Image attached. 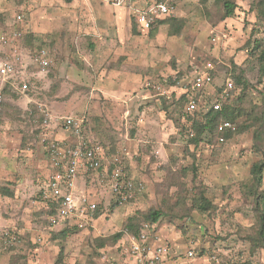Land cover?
I'll return each mask as SVG.
<instances>
[{"label":"rangeland","instance_id":"obj_1","mask_svg":"<svg viewBox=\"0 0 264 264\" xmlns=\"http://www.w3.org/2000/svg\"><path fill=\"white\" fill-rule=\"evenodd\" d=\"M144 1L154 0L136 3ZM164 1L175 10L167 22L144 34L129 7H120L118 21L108 23L115 29L101 40L92 27L98 8L115 14L108 10L111 0H0V60L46 47L56 62L47 73L16 66L31 77L28 94L3 85L0 230L16 241L5 246L0 237V264H130L128 218L140 225L151 209L161 212L156 230L172 247L164 264H264V174L260 185L251 174L264 156V144L262 151L253 147L257 126L224 143L216 137L191 143L182 130L183 99L152 88L148 98L139 96L147 81L163 77L181 89L212 62L217 83L224 71L242 74L245 86H237L241 98L233 101L244 110L237 124H252L247 113H264V62L260 51H251L255 40L264 47V0H231L237 8L229 18L223 0ZM16 27L23 31L14 41L17 50L3 43ZM42 108L83 118L84 137L122 160L145 191L117 205L106 182L84 173L81 190L98 197L99 218L62 236V225H49L40 193L48 169L44 147L45 139L71 144L74 137L61 126H46ZM204 197L212 203L208 209L201 206Z\"/></svg>","mask_w":264,"mask_h":264},{"label":"built area","instance_id":"obj_2","mask_svg":"<svg viewBox=\"0 0 264 264\" xmlns=\"http://www.w3.org/2000/svg\"><path fill=\"white\" fill-rule=\"evenodd\" d=\"M113 1L119 4L122 0ZM174 13V7L170 3L157 1L137 10L136 21L143 30L149 31L159 20L173 16ZM22 21L23 15L17 14L15 22ZM22 32L16 27L7 37H4V44L10 48L16 47L14 41L19 40ZM31 59L41 73L49 72L56 63L46 47L34 50ZM20 60V56L16 60H12L8 56L0 60V104L3 101L5 82H10L15 89L22 93L31 90L30 80L17 71L16 66ZM214 66V63L208 62L205 69L196 71L191 80L183 87L184 93H187L185 112L193 114L206 105L205 101L202 103V95L209 88L215 89L213 85L215 79L210 72ZM225 80L227 87L223 91L217 92L215 89L209 93L215 97L212 103L214 109H220L224 103H230L236 97V94L231 95L230 93V90L234 88L232 78L227 76ZM149 86L160 95H171V85L167 77L158 82L153 81L149 83ZM199 92L202 94L198 95ZM41 111L46 126L51 124L61 126L64 131L70 132L76 137L74 143L71 144L62 139H45V149L52 171L45 185L40 189V193L45 208L50 202H54L57 206L58 212L48 216L51 227L62 223L79 228L92 225L99 201L93 198L90 192L77 191V183L84 173H96L99 179L108 184L113 200L119 204H125L145 191V184L142 181H137L128 173L122 160L118 157L110 158L102 146L92 143L84 137L83 118L55 116L45 108H42ZM183 123L189 136H194L191 122L184 120ZM228 130L234 132L236 125L228 120L218 125L219 132ZM226 141L224 136L219 137L220 143ZM153 228L154 225L151 222H146L145 230L139 234L127 232L129 243L127 253L130 264H164L166 257L172 252L170 243L162 241L157 230L150 234L149 230ZM0 237L5 246H11L16 241V237L8 230H0ZM188 255L193 256V251H189Z\"/></svg>","mask_w":264,"mask_h":264},{"label":"trees","instance_id":"obj_3","mask_svg":"<svg viewBox=\"0 0 264 264\" xmlns=\"http://www.w3.org/2000/svg\"><path fill=\"white\" fill-rule=\"evenodd\" d=\"M261 2L262 1H258V5H260ZM223 5H224V18L232 17L235 14L237 4L231 0H223ZM168 20L169 19L164 18L161 21L159 20L158 23L167 22ZM154 27L155 26H153L149 30V32L152 31ZM251 51L253 53H255L256 51H260L259 58L260 60L264 62V47H263L262 41L255 40L254 46ZM263 69H264V63H263ZM196 71H199V70H196ZM196 71L194 72V74L196 73ZM210 72L215 79L213 85L217 92H221L223 91L225 87H227V82L225 80L227 76L231 77L234 82V88L230 90L231 95H234V94L237 95V90H238L237 88L240 87L239 85L245 86V82L242 80L241 73L239 75L233 76L230 73L228 74L227 73L228 71H224L223 72L225 76L224 81L222 83H217L216 78H217V72L219 71L216 65L214 66L213 69L210 70ZM215 89H212V88H210V90L207 89V92H205L202 95V100L206 102V105L201 110L195 111L193 114H191L189 112H185V109H184V117L182 120L191 122L192 128L194 130V136L191 137L185 131V126L182 125V130L186 132V136H188L189 141L191 143H196V144L203 140L211 142L213 137L214 138L216 137V140L219 141L220 136H224L225 139H229L233 135H235L237 132H243L244 130L252 126H257V129H255L254 131V142L255 143L253 147L256 151H262V147L264 144V113L261 112L260 115H258V113L256 112V109L253 108L251 113H247L248 117L251 118L252 120V124L240 126L237 124V119H239L242 115H244V110L240 108L239 106H237L236 103H233V101L238 102V100H240L241 97L240 96L235 97V99L232 100L230 103H224L220 109H214L212 103L215 97L212 94L210 95L209 93L213 92V90ZM174 94L176 96V92ZM200 94H202V92L201 93L199 92L198 95ZM178 99H183L185 103L187 100V93H184V92L181 93ZM184 107H185V104H184ZM227 120L231 121L232 123L236 125V130L234 132H231L230 130L222 132V133L219 132L218 125L221 122L227 121ZM251 174L253 178L255 179L256 184L260 185L262 183L263 174H264V156L261 160L253 163L251 167ZM203 200L205 201V204L201 206H203L204 209H208L212 205L211 201L207 200L205 197L203 198ZM114 203L119 205V203L115 201ZM100 208L101 206L99 205L95 212V218L99 217ZM45 210L48 216L50 214H56L58 212L57 206L54 202H50L49 205L45 208ZM160 216H161V212L159 210L151 209L146 215V220L142 222L140 225L138 224L135 217H129L128 222L126 224V229L131 234H139L141 231L145 230V223L151 222L154 225V228L150 229L149 232L150 234H153L154 231H156V223L160 219ZM261 222H262V228H263L264 217L261 218ZM61 225L65 228L61 231V234L62 236H66L69 231V228H72V227L67 223H62ZM87 227H91V226L88 225ZM121 234L122 233L118 234V236H120Z\"/></svg>","mask_w":264,"mask_h":264},{"label":"crops","instance_id":"obj_4","mask_svg":"<svg viewBox=\"0 0 264 264\" xmlns=\"http://www.w3.org/2000/svg\"><path fill=\"white\" fill-rule=\"evenodd\" d=\"M112 1V4H109V8H108V10H109V13H112V12H114V11H116V12H114L115 14L114 15H110V14H108L107 15V12L106 11H104L102 8H98L97 9V13H98V17H97V19H96V22L94 23V26L92 27V28H94V31H93V33H94V36H97V35H99V38L101 39V40H103L105 37H104V34L105 33H107V34H109V30H111V29H115V27H116V25H114L113 27H111V25H109L108 23L109 22H115V21H118V17H119V15L120 14H122V13H120V7H129V12H130V15L132 14V18H133V20H134V22H135V25H136V27H137V29H138V32H142V33H149V31H145V30H143L142 28H141V26L137 23V21H136V13H137V10H139V9H142V8H145V7H147V6H149V5H151L152 3H155V2H157V1H164V0H154V1H144V2H142V4H139L138 2L136 3V0H122L121 1V3H119V4H117V3H114V1L113 0H111ZM81 3L82 2V0H74V3L75 4H78V3ZM166 2V1H165ZM107 8V7H106ZM15 19H16V17L14 18V21H15ZM161 20H163V19H161ZM160 20V21H161ZM16 23V22H15ZM135 27V28H136ZM4 40V39H3ZM4 43V42H3ZM29 52H31V51H29ZM28 52V53H29ZM25 53V51L24 50H22V55H20V58H21V60H20V62H19V64H18V66H21V67H32V66H35L33 63H32V59H31V56H32V53H30V54H24ZM27 58L29 59V60H27ZM21 75H23L24 77H27L29 80L31 79V77H30V75H28V73L26 72V71H20L19 72ZM32 76V75H31ZM164 78V77H163ZM158 81H160V80H158ZM158 81H156V82H158ZM151 83V82H150ZM151 87L149 86V81H147V83H145L144 85H143V87H142V93H140V97H143V98H148V93H150V89ZM177 89H179V88H176L175 86L173 87L172 85L170 86V91H171V95L174 93V92H176V97L178 98L179 96H180V94L181 93H183L184 92V88L182 87L181 89H179L180 91H177ZM17 91L19 92V93H21V94H28V92L27 93H22V92H20L18 89H17ZM115 96H121V94H122V91H120V90H115ZM156 94H157V92H156ZM169 97V96H168ZM85 122V121H84ZM73 137H74V140L72 141L73 143H74V141L76 140V137L73 135ZM62 140H66V139H62ZM45 148V147H44ZM44 155H45V157H46V162H47V164H48V169H47V171H46V175H45V179L43 180L44 182H43V186L45 185V182H46V180L48 179V177H49V175L51 174V171H52V167H51V165H50V162H49V160H48V156H47V151H46V149H45V151H44ZM83 179V177H81L80 176V178H79V181H78V183H77V191L78 192H82V191H87V189L86 190H81V180ZM85 184V183H84ZM42 186V187H43ZM91 190L89 189V192H90ZM91 192H93V191H91ZM92 196H93V198H95L96 200H97V196H96V194H94V193H92ZM113 198V197H112ZM99 218V217H98ZM98 218H95L94 219V221L93 222H95ZM94 223H92V225H90V226H94L93 225ZM71 227H74V226H71ZM162 238V237H161ZM162 240V239H161ZM162 241H166V240H162ZM171 245V244H170Z\"/></svg>","mask_w":264,"mask_h":264}]
</instances>
